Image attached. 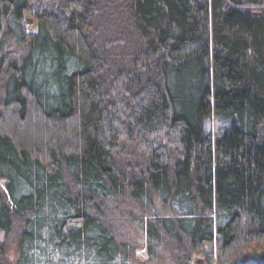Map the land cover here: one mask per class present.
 I'll use <instances>...</instances> for the list:
<instances>
[{"label": "trees", "instance_id": "1", "mask_svg": "<svg viewBox=\"0 0 264 264\" xmlns=\"http://www.w3.org/2000/svg\"><path fill=\"white\" fill-rule=\"evenodd\" d=\"M0 180V264H264V0H0Z\"/></svg>", "mask_w": 264, "mask_h": 264}, {"label": "rangeland", "instance_id": "2", "mask_svg": "<svg viewBox=\"0 0 264 264\" xmlns=\"http://www.w3.org/2000/svg\"><path fill=\"white\" fill-rule=\"evenodd\" d=\"M26 28L28 30H33L34 25L32 23L31 20H29L27 23H25ZM56 90V89H55ZM54 91V90H53ZM205 127L208 131L210 130H214L219 128L220 126L218 125V123L215 121V119H207L205 122ZM217 127V128H216ZM3 184V181L0 180V187ZM113 210H106V212H110L112 213ZM153 213L157 214V215H169L170 213H172L171 211V206L169 204V202H162V203H156V205H154V210ZM138 214H135V216ZM134 217V215H133ZM132 217V219H133ZM115 225L117 223H114ZM125 231H126V235L128 237L127 242L130 243V239L134 242V250H135V256L133 258V260L135 261L136 264H143L145 262H147L148 260V255L146 252V242L144 239V236L142 234L141 231L137 230L131 225H126L125 227ZM206 252H210V244H209V250ZM195 260L197 261H204V259L200 256H194L192 258V263L196 264Z\"/></svg>", "mask_w": 264, "mask_h": 264}, {"label": "water", "instance_id": "3", "mask_svg": "<svg viewBox=\"0 0 264 264\" xmlns=\"http://www.w3.org/2000/svg\"><path fill=\"white\" fill-rule=\"evenodd\" d=\"M208 250H209V243L206 244V251H208ZM195 262H196V264H203L204 263V261H197V260H195Z\"/></svg>", "mask_w": 264, "mask_h": 264}]
</instances>
